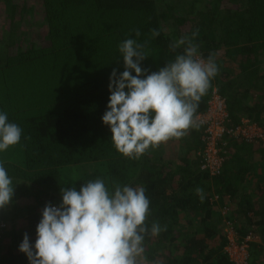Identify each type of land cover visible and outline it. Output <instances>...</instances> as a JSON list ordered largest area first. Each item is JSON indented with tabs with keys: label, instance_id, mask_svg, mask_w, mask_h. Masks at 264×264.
Wrapping results in <instances>:
<instances>
[{
	"label": "trees",
	"instance_id": "1",
	"mask_svg": "<svg viewBox=\"0 0 264 264\" xmlns=\"http://www.w3.org/2000/svg\"><path fill=\"white\" fill-rule=\"evenodd\" d=\"M1 18L7 23L0 27V112L22 135L0 152L14 186L11 203L0 208V220L11 223L0 240V264H30L19 250V215L34 245L45 205L62 202L61 188L79 190L95 179L109 191L115 184L145 189V224L164 230L145 235L141 264H236L224 251L223 207H231L227 218L237 220L240 236L255 226L264 242V146L232 141L223 170L212 175L196 155L202 128L133 159L115 148L102 121L110 74L124 71L125 39L144 45L141 66L150 74L183 53L184 46L170 48L173 42L196 33L201 57L239 66L218 67L196 115L216 86L228 99L231 124L247 117L264 127V0H0ZM24 23L37 36L26 39ZM174 141L179 148L166 149ZM249 256V264H264V246L252 242Z\"/></svg>",
	"mask_w": 264,
	"mask_h": 264
},
{
	"label": "clouds",
	"instance_id": "2",
	"mask_svg": "<svg viewBox=\"0 0 264 264\" xmlns=\"http://www.w3.org/2000/svg\"><path fill=\"white\" fill-rule=\"evenodd\" d=\"M152 33L159 35L155 29ZM135 35H140L139 30ZM195 36L173 42L170 48L175 51L184 46L183 53L150 74L141 66L148 57L143 44L127 38L119 45L124 71L114 68L110 74L111 94L102 121L124 156L139 159L149 148L199 127V102L219 69L214 54L207 60L199 56ZM21 135L22 129L0 112V152L19 144ZM113 187L109 191L103 179H95L79 190L61 188L62 202L58 206L49 202L42 210L34 245L27 233L19 245L30 264H141L145 235L155 236L164 229L153 223L149 230L145 224L150 201L144 188ZM196 192L203 199V190ZM13 195L12 179L0 163V208L11 203Z\"/></svg>",
	"mask_w": 264,
	"mask_h": 264
},
{
	"label": "built area",
	"instance_id": "3",
	"mask_svg": "<svg viewBox=\"0 0 264 264\" xmlns=\"http://www.w3.org/2000/svg\"><path fill=\"white\" fill-rule=\"evenodd\" d=\"M228 107L227 97L214 87L207 109L196 115L199 128L203 129L201 136L203 142L196 155L200 157L201 169L212 175L220 174L223 170L226 159L229 157V146L232 141H245L264 146V127L249 119H242L238 125L231 124ZM215 197L218 198V196ZM229 210V207L222 208L225 218L223 229L227 236L225 251L232 262L249 264L251 243L257 242L264 246V242L255 226H252L253 229L246 235L240 236L235 221L227 218ZM8 227L5 221L0 220V240L7 233Z\"/></svg>",
	"mask_w": 264,
	"mask_h": 264
},
{
	"label": "rangeland",
	"instance_id": "4",
	"mask_svg": "<svg viewBox=\"0 0 264 264\" xmlns=\"http://www.w3.org/2000/svg\"><path fill=\"white\" fill-rule=\"evenodd\" d=\"M6 23L7 22H6V20L4 18H1L0 19V27L3 26ZM21 30H24V31L30 30V35L29 36L27 34L24 35L26 39H29V38H31L33 36H37V35H35V31L36 30H34V28L31 29V25L30 24L24 23L22 25ZM216 64H217L218 67H227V66H230L231 65V67L233 68V70L235 72H238L239 71V66L235 62H230V61L225 62V61H219V60H217L216 61ZM242 119H248V118L247 117H243ZM178 145H179V142L178 141H174V143L171 144V145L167 144V146H166L167 148L166 149H168V150H174L175 148L178 147ZM259 147L261 148V146H259ZM258 157H259V152L254 155V158H253L254 159V162L258 159ZM245 220L246 219H242V220H239V221H240V223H242L244 225V222L246 223ZM7 224L9 226L8 228L10 229L11 228V223L8 222ZM16 224H17V227H18V231L20 233H22L23 235L25 233H27L28 235H30L31 232H30L29 225H28V221H27V218L26 217H23V216L19 215V217L16 219Z\"/></svg>",
	"mask_w": 264,
	"mask_h": 264
},
{
	"label": "crops",
	"instance_id": "5",
	"mask_svg": "<svg viewBox=\"0 0 264 264\" xmlns=\"http://www.w3.org/2000/svg\"><path fill=\"white\" fill-rule=\"evenodd\" d=\"M250 177V176H249ZM251 178V177H250ZM221 227V225L219 226V228ZM212 244H214V245H218V240L217 239H214V241L212 242Z\"/></svg>",
	"mask_w": 264,
	"mask_h": 264
}]
</instances>
